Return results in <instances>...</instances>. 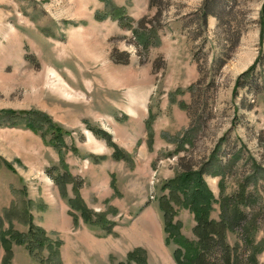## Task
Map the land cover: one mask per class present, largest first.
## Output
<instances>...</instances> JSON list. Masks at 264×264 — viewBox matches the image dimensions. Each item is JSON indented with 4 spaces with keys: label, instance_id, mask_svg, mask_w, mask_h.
<instances>
[{
    "label": "rangeland",
    "instance_id": "374dc122",
    "mask_svg": "<svg viewBox=\"0 0 264 264\" xmlns=\"http://www.w3.org/2000/svg\"><path fill=\"white\" fill-rule=\"evenodd\" d=\"M260 57L264 0H0V264H264Z\"/></svg>",
    "mask_w": 264,
    "mask_h": 264
},
{
    "label": "trees",
    "instance_id": "16d2710c",
    "mask_svg": "<svg viewBox=\"0 0 264 264\" xmlns=\"http://www.w3.org/2000/svg\"><path fill=\"white\" fill-rule=\"evenodd\" d=\"M151 5H154V4L151 3ZM154 6H156V5H154ZM207 9H208V11L205 12L207 16H215V17L218 16V15H215L213 8H207ZM117 17H119V16H117ZM143 46L147 47L148 44H143ZM127 59H128V57L125 56V58L120 63H124L125 64L127 62ZM263 62L264 61L262 60V57H260L257 60L256 65L253 66V68L250 71H248V72L250 73V72L254 71L256 66H257V64H262ZM224 64H225L224 61H220L219 64H218L219 68L223 67ZM249 73L246 74L245 76L249 75ZM245 76H243V77H245ZM239 82H240V80H238V83H237L238 86H240ZM255 85H257V84L255 83ZM256 91H264V85L263 86H258L257 85L256 86ZM6 113H11V111H9V112L7 111ZM27 127H29V129H31V130H36L37 129V126L35 124H30ZM54 132L58 134V131H54ZM182 161H183V159H180L179 163L182 164L183 163ZM204 167H205V165L201 166V168H200L201 171H203V173L201 172L202 175H204V173H205ZM194 168L195 167L192 164H187V165L182 166L183 173L180 175V177L177 180V183H179V185L181 187H185V186L187 187V183L191 180L192 175L194 174V172H193ZM202 199L205 200V201H203V203L207 202L208 198H207L206 193H204L202 190L201 191L196 190V194L192 195V202H194V204H198V203H200V200H202ZM161 206H163V205H161ZM165 215L167 217V213H165ZM241 216L242 217H240V219H234L232 217H231V219H228V221H227L228 229H231L232 231H234L235 227L238 224L237 222H239L243 218V215H241ZM210 226L212 227V225H210ZM32 229L35 230L36 233H37L36 229H34V228H32ZM205 230H207V229H205ZM245 230H249V229H245ZM38 232H39V234H42V231H38ZM250 234L251 233H250V230H249V232H247L245 234V237H243V240H244V242H245V244L247 246L252 245V242H253L252 239L249 236ZM246 235H247V237H246ZM214 239H216V238L212 237L211 239L207 238L204 241L205 242L204 243V245H205L204 246V250H205L204 252L205 253L202 255L203 264H206V261L208 262V258L212 256V253H213L214 248H215V244L213 243ZM217 239L219 241H221V243H219V245L221 246L220 247V249H221L220 252L223 255L222 262L221 261L208 262L207 264H209V263L210 264H258V260L256 259V250H255V254H254L253 251H252V247L251 246H250L251 247V250H250L251 252H250L249 257L247 259V263H244V262H242V260L239 257L238 253L237 254L236 253L233 254V252L230 249V247L224 243L225 240H224V238L221 235L217 236ZM19 241L23 242L21 239H19ZM183 246H185V244H183ZM192 252H193V250L191 249V246H187L186 254H190ZM6 253H7L6 256L2 260L3 264H9L7 262H9V260L11 259V253L9 251H7ZM194 255L196 257V255H198V254H196V253L194 254V252H193V254H191L190 259H187V263H185V264H196V263H198V262H196V260H198V258H193ZM178 264H180V263H178Z\"/></svg>",
    "mask_w": 264,
    "mask_h": 264
},
{
    "label": "crops",
    "instance_id": "0c3cea01",
    "mask_svg": "<svg viewBox=\"0 0 264 264\" xmlns=\"http://www.w3.org/2000/svg\"><path fill=\"white\" fill-rule=\"evenodd\" d=\"M2 185L5 187V183H2ZM9 186H7L6 185V189L8 188ZM13 261H14V264H22V263H24L25 261L27 262V264H30V259H28L27 260V258H26V255H24V254H20L19 255V257H15V255H14V259H13Z\"/></svg>",
    "mask_w": 264,
    "mask_h": 264
},
{
    "label": "bare ground",
    "instance_id": "6f19581e",
    "mask_svg": "<svg viewBox=\"0 0 264 264\" xmlns=\"http://www.w3.org/2000/svg\"><path fill=\"white\" fill-rule=\"evenodd\" d=\"M61 88L63 89V91H67V89H65L63 85H61Z\"/></svg>",
    "mask_w": 264,
    "mask_h": 264
}]
</instances>
